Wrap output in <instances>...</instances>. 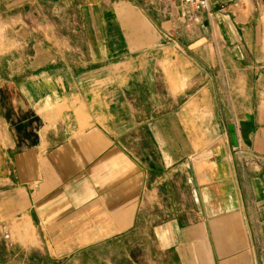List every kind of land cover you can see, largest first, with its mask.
Segmentation results:
<instances>
[{"label":"crops","instance_id":"obj_1","mask_svg":"<svg viewBox=\"0 0 264 264\" xmlns=\"http://www.w3.org/2000/svg\"><path fill=\"white\" fill-rule=\"evenodd\" d=\"M39 2L77 22L0 65V249L8 234L72 264H264V6L209 0L194 22L178 0L0 7ZM196 96L213 131L200 153Z\"/></svg>","mask_w":264,"mask_h":264},{"label":"rangeland","instance_id":"obj_2","mask_svg":"<svg viewBox=\"0 0 264 264\" xmlns=\"http://www.w3.org/2000/svg\"><path fill=\"white\" fill-rule=\"evenodd\" d=\"M256 1L260 5L264 6L263 0ZM39 6H41L42 9ZM39 6L38 8H35V10H30L26 7L21 8L17 11L18 14L17 12H8L3 7H0V65L5 66V69L9 66L8 63H5V60L8 62L11 57L19 58L21 55L26 54V49L29 48L26 44L28 40L32 38V35L41 40L43 38V34L49 38L50 31L55 35L59 33L64 36L69 32L67 29L71 28L70 25L77 22V17L75 16V5H71L70 8L67 9L66 5L62 3L49 5L39 2ZM46 45L49 44L46 43ZM168 53L175 55L179 54L178 47L169 50ZM173 70L174 74L170 76L172 78L174 88H177V86L183 87V83L186 82V78L179 77V73L176 68ZM189 110L191 126L187 129L193 138L194 145L198 153H200L213 144L212 139L209 138V136H212L213 133L212 128L198 125L200 122L201 124H204L205 121L210 118V111L199 104L197 96L191 98ZM237 151L239 152L241 150L239 149ZM32 231L34 240L36 232L35 230ZM24 234L25 236L29 235L27 228H24ZM20 236L21 235L9 238L8 234L5 235L1 244L2 249H0V264H5V261L8 263L9 259L13 258L14 255H17V261H19V263L26 264L71 263V261L68 260H58L49 255L47 252H32L26 254L24 251L11 250L8 248V246H12L9 244L10 240H14ZM132 253L137 264L140 262L141 264H151L149 261V250H132ZM103 259L108 261L106 253L101 256L99 255V259H95L94 263L101 262ZM83 263L86 264L84 261Z\"/></svg>","mask_w":264,"mask_h":264},{"label":"built area","instance_id":"obj_3","mask_svg":"<svg viewBox=\"0 0 264 264\" xmlns=\"http://www.w3.org/2000/svg\"><path fill=\"white\" fill-rule=\"evenodd\" d=\"M182 7V16L188 22H194L197 15L209 11V0H178Z\"/></svg>","mask_w":264,"mask_h":264},{"label":"water","instance_id":"obj_4","mask_svg":"<svg viewBox=\"0 0 264 264\" xmlns=\"http://www.w3.org/2000/svg\"><path fill=\"white\" fill-rule=\"evenodd\" d=\"M263 2H264V0H263Z\"/></svg>","mask_w":264,"mask_h":264}]
</instances>
